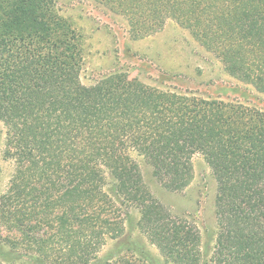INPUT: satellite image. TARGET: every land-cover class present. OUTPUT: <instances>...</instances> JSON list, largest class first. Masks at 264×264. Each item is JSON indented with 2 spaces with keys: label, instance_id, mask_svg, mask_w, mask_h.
<instances>
[{
  "label": "trees",
  "instance_id": "trees-1",
  "mask_svg": "<svg viewBox=\"0 0 264 264\" xmlns=\"http://www.w3.org/2000/svg\"><path fill=\"white\" fill-rule=\"evenodd\" d=\"M90 1L134 40L176 23L264 95V0ZM82 67L79 36L54 0H0L2 159L13 164L0 195V264H150L131 247L101 257L133 208L157 264H264V112L121 71L85 85ZM197 155L215 182L208 257L199 230L151 196L139 162L179 192Z\"/></svg>",
  "mask_w": 264,
  "mask_h": 264
},
{
  "label": "rangeland",
  "instance_id": "rangeland-1",
  "mask_svg": "<svg viewBox=\"0 0 264 264\" xmlns=\"http://www.w3.org/2000/svg\"><path fill=\"white\" fill-rule=\"evenodd\" d=\"M54 1L79 36L83 52V84L91 85L102 76L121 71L129 78H136L150 86L188 91L205 98L238 101L264 112V95L228 76L221 63L176 23L169 21L159 33L134 40L121 18L105 12L90 0ZM4 137V128L0 123V195L13 172V164L2 159ZM139 162L143 183L151 196L174 217L189 222L199 230L201 250L208 257L216 233L215 182L203 158L200 155L193 157V180L179 192L164 188L153 177L151 167L142 159ZM110 184L108 180L109 187ZM131 216V224L124 236L119 241H109L101 257L112 254L118 248L125 251L131 247L142 249L150 264L162 262L155 248L135 229L139 218L136 209H131ZM132 243L136 245L132 247Z\"/></svg>",
  "mask_w": 264,
  "mask_h": 264
}]
</instances>
